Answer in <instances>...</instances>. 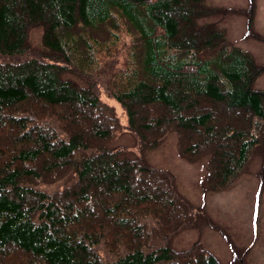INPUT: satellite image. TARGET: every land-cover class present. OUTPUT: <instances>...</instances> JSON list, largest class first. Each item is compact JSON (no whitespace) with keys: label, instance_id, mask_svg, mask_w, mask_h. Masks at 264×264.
<instances>
[{"label":"trees","instance_id":"16d2710c","mask_svg":"<svg viewBox=\"0 0 264 264\" xmlns=\"http://www.w3.org/2000/svg\"><path fill=\"white\" fill-rule=\"evenodd\" d=\"M201 1L0 0V54L25 53L41 25L50 56L0 60V264H223L200 241L172 246L214 223L173 173L109 145L175 129L183 156L209 155L215 189L264 149V65L198 25Z\"/></svg>","mask_w":264,"mask_h":264},{"label":"rangeland","instance_id":"374dc122","mask_svg":"<svg viewBox=\"0 0 264 264\" xmlns=\"http://www.w3.org/2000/svg\"><path fill=\"white\" fill-rule=\"evenodd\" d=\"M198 5L202 10L198 25L209 24L223 30L229 44L247 50L256 67L264 65V0H202ZM28 48L23 54H0V60L49 59L43 48L41 25L29 28ZM254 85L264 89V69L254 79ZM100 95L127 124L123 105L103 89ZM139 138L125 129L109 145L128 146L132 155L142 153L150 164L171 171L177 189L196 208H203L214 222L200 218L195 226L180 230L173 237L172 246L183 249L200 241L223 264H264V149H255L246 169L226 187L215 189L206 185L209 155L195 159L183 156L175 129L169 130L155 146H142Z\"/></svg>","mask_w":264,"mask_h":264}]
</instances>
